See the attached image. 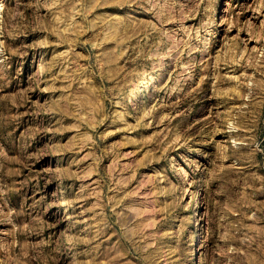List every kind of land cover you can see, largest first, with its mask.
Masks as SVG:
<instances>
[{"label": "rangeland", "instance_id": "obj_1", "mask_svg": "<svg viewBox=\"0 0 264 264\" xmlns=\"http://www.w3.org/2000/svg\"><path fill=\"white\" fill-rule=\"evenodd\" d=\"M0 264H264V0H0Z\"/></svg>", "mask_w": 264, "mask_h": 264}]
</instances>
